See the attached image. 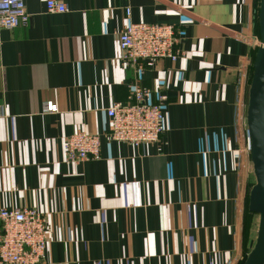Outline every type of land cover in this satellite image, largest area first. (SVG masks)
<instances>
[{"label": "crops", "instance_id": "1", "mask_svg": "<svg viewBox=\"0 0 264 264\" xmlns=\"http://www.w3.org/2000/svg\"><path fill=\"white\" fill-rule=\"evenodd\" d=\"M46 1L23 0L27 25L0 31V208L45 215L40 264H243L259 221L246 127L259 0H53L60 14ZM127 22L172 26L177 59L124 68ZM133 85L167 97L163 135L138 148L109 137L105 113ZM76 131L99 137L97 160L65 161Z\"/></svg>", "mask_w": 264, "mask_h": 264}, {"label": "built area", "instance_id": "2", "mask_svg": "<svg viewBox=\"0 0 264 264\" xmlns=\"http://www.w3.org/2000/svg\"><path fill=\"white\" fill-rule=\"evenodd\" d=\"M47 13H64V4L48 0ZM129 18V9L124 11ZM29 14L23 0H0V31L25 27ZM119 61L126 69L144 71L158 61L177 59V38L169 25L127 22L117 34ZM150 93L133 85L125 101L114 102L106 109L110 120L109 137L135 148L159 142L164 133V107L167 97L160 95L150 102ZM47 113L56 107L47 103ZM62 151L67 163L95 161L100 156L96 134L76 131L66 137ZM45 215L34 209L0 208V264H40L48 243Z\"/></svg>", "mask_w": 264, "mask_h": 264}, {"label": "water", "instance_id": "3", "mask_svg": "<svg viewBox=\"0 0 264 264\" xmlns=\"http://www.w3.org/2000/svg\"><path fill=\"white\" fill-rule=\"evenodd\" d=\"M259 47L256 49L248 91L246 127L249 157L255 183L250 189L248 210L259 217L255 244L243 264H264V0L257 10Z\"/></svg>", "mask_w": 264, "mask_h": 264}]
</instances>
